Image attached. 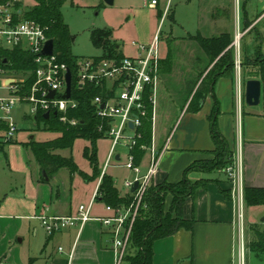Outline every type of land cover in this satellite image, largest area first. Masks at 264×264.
Returning a JSON list of instances; mask_svg holds the SVG:
<instances>
[{
	"label": "crops",
	"instance_id": "1",
	"mask_svg": "<svg viewBox=\"0 0 264 264\" xmlns=\"http://www.w3.org/2000/svg\"><path fill=\"white\" fill-rule=\"evenodd\" d=\"M253 2L255 5L251 14L250 7ZM167 3L168 0H159L157 8L149 9L164 12ZM241 5L244 11V23L241 28L238 26L235 28L231 0H199V20L203 19V12L207 14L204 17L205 26H201L199 35L204 38L219 37L223 34L232 35L236 66L240 64L236 67L233 77H221L218 80L215 93L221 107L219 117L221 131L234 152L235 165L241 170L242 194L239 188L235 189L233 182L224 171L195 172L204 175L201 179H208L211 182L205 189L199 191L196 200L189 198L186 201L184 216L186 219L195 217L194 230L191 232L180 230L169 238L157 241L154 246L153 264H264V254L254 253L249 247L250 243L257 240L254 227H262L264 223V206L248 207L244 201L246 187H264V107L262 103L257 107L246 104V83L249 80L259 79L245 75V71L241 68L245 58L253 59L259 52L264 54V0H244ZM171 7L173 8L172 4H170ZM173 14L171 21L175 20L174 9ZM207 30L216 34L207 36L205 34ZM167 35L176 38L172 33L165 34V38ZM113 39L117 41L114 37ZM168 41L167 44H169ZM134 43L143 44L132 41L130 45H127L132 51L129 55L124 53L125 45H119L124 56L138 55V48ZM167 54L162 56V60L167 57ZM207 65L208 57L199 47V71L201 69L204 71ZM213 66L214 64L209 66L199 78V86ZM247 71L250 72V69ZM165 75L161 74V88L159 87L158 90L156 120L153 127L156 147L163 154L152 185L179 182L186 168L195 161L213 159V156L209 154L214 150V144L208 120L213 108V99L209 96L202 110L194 114L187 111L190 104L187 97L183 111L189 114L188 122L172 136L173 129L165 119L161 121L160 115L162 113L161 89ZM1 93L6 94V92ZM23 118L24 120L31 118L35 122L34 116L27 113L23 114ZM3 125L5 124L3 123L1 127ZM21 134H23L22 131L19 132L13 144L4 145V150L0 152V263L7 261L9 264H24L15 243L17 240L22 245L26 235L38 238L41 231L45 232L38 219L39 216L42 214L69 216L74 214L80 205L85 204L84 201L80 203L73 200L74 175H71L69 187L61 178L60 171L46 181L37 162L35 169L29 162L20 166L19 176L22 177L20 181L10 180L7 184L3 183L2 175L6 172L13 173L12 169L6 170L3 158L6 159L7 166L10 168L13 162L9 161L7 153L18 149L17 145L22 143L18 142ZM27 135V142L35 139L34 135L28 133ZM124 153L127 159V149ZM116 159L113 169L125 168L124 164L127 161H124L122 153L117 152ZM149 164V154H147L141 165L143 174L148 172ZM131 175L126 178L124 189H118L122 196L132 193L125 187L127 181L135 178L134 173L131 172ZM99 181L97 180L94 188L88 192L87 203L91 201ZM85 183L88 184L87 181ZM223 193H227L230 198L228 199ZM106 207L97 201L92 215L101 218L110 217L111 213L106 210ZM106 233L107 229L99 221L87 223L79 237L77 229H68L54 236L46 233L48 242L59 236L61 240L67 239L70 243L67 252L50 258L46 264H115V254ZM21 236L23 238L19 239L18 237ZM38 259V257L30 258L28 264H37Z\"/></svg>",
	"mask_w": 264,
	"mask_h": 264
},
{
	"label": "trees",
	"instance_id": "2",
	"mask_svg": "<svg viewBox=\"0 0 264 264\" xmlns=\"http://www.w3.org/2000/svg\"><path fill=\"white\" fill-rule=\"evenodd\" d=\"M31 2L35 5L31 6ZM27 4L30 6L26 8L24 18L36 21L43 27L48 28L47 36L55 43V54L59 62L66 64L70 69L73 76L72 99L78 105L75 109H70L65 115L66 122L61 121L63 117L61 113L52 112L49 118H46V113L39 111L35 116V122L44 126V132L55 133L58 137L47 142L31 140L24 144V147L31 149L41 171H45L49 179L60 170L67 169L71 175L78 173L86 181L99 180L102 170L98 169L97 142L108 139V127L107 122L98 116L94 99L105 91L93 84H86L83 87L78 84V65L81 58L72 54L74 38L64 22L61 12L64 1L27 0ZM162 17L163 11L159 10L160 20ZM193 40L208 57L206 69L213 64L214 66L198 87L187 111L194 114L199 113L207 98L210 96L213 99V108L208 119L214 144V150L209 154L213 156V159L195 161L186 168L183 178L179 182H164L152 185L149 188L132 228L130 245L124 257L125 264H153L154 246L157 241L169 238L180 230L190 232L194 230L195 217L186 219L184 216L186 201L189 198L196 200L199 191L205 189L211 181L208 179L193 181L189 178L190 173L199 171L203 173L225 172L228 167L234 165V152L220 128L221 107L215 93V86L221 77H233L235 74L237 67L235 48L232 47L234 38L230 34L204 38L197 33ZM91 42L94 48L100 52L99 56L91 57L96 63L109 59L121 61L126 57L120 50L118 42L113 39V31L109 28L94 29L91 32ZM0 55L2 67L8 72L9 76L20 82L21 94H29L37 81V65L34 62V57L21 49L1 51ZM165 68H167V71ZM241 68L245 71V75L257 77L261 81L262 105L264 107V54L259 52L253 59L245 58L241 63ZM248 69H250V72L247 71ZM171 71L172 49L169 43L167 57L161 60L160 63V74H165V72L170 74ZM196 86L197 83L193 87ZM193 90H190L189 97ZM151 95L149 90L145 100L149 116L144 119L143 127L140 130L143 138L132 150L136 166H141L148 154L141 147L150 146L153 138ZM70 121H77V124L73 126ZM100 127H103V129L100 130ZM3 128H6L5 125H3ZM79 139L86 140L91 145V148H85L84 157L94 168L93 179L79 170L73 157L66 158L55 153L57 151L72 150L75 142ZM3 150L4 144L0 143V152ZM223 194L228 199L230 198L227 193ZM169 198L171 200L167 208ZM133 199L134 195L132 193L121 195L112 176L106 173L102 177L98 202L118 209L128 208ZM244 201L248 207L264 206V187H246L244 189ZM254 229L257 240L250 243V250L257 254H264V223L262 227L256 226Z\"/></svg>",
	"mask_w": 264,
	"mask_h": 264
},
{
	"label": "built area",
	"instance_id": "3",
	"mask_svg": "<svg viewBox=\"0 0 264 264\" xmlns=\"http://www.w3.org/2000/svg\"><path fill=\"white\" fill-rule=\"evenodd\" d=\"M159 0H150L149 8H157ZM27 8V0H0V52L21 49L34 57L37 65V81L29 94L22 95L20 82L9 76L2 67L0 55V113L9 115L17 104L27 103L32 107L31 113L35 116L39 111L44 113H61V121L66 122V114L70 109L77 107V102L66 95V76L68 66L60 63L55 52L54 55L43 56L42 52L46 42L50 39L47 36V27H43L33 20L24 18ZM170 10V0L164 9L159 28L154 39L149 44H135L138 48V55L125 57L121 61L115 59L103 60L96 63L92 58H84L79 61L78 84L83 87L86 84H93L100 87L103 92L94 99L97 106L98 116L107 122L108 140L111 141L106 164L102 170L99 185L87 205H80L77 211L69 216H57L42 214L38 217L45 232L49 236L62 233L68 229H77L78 237L87 223L99 221L107 229L110 247L115 254V264H123L124 257L130 245L132 228L139 214L144 197L153 184L162 152L157 149L154 136L150 146H142L149 154V169L143 174L141 166L135 165V158L132 150L143 138L141 129L144 119L149 116L146 105V96L151 92L150 103L152 106L151 121L152 127L156 120L157 95L161 82L160 63L162 60L160 43L162 38V24L167 19ZM240 64L237 66L239 67ZM72 74V73H71ZM73 84V76H72ZM51 91H55L54 98H50ZM103 106V108H102ZM6 125L4 130L0 129V143L10 145L19 132L16 123L10 118L0 117V126ZM75 126L77 121H70ZM133 125V128L130 127ZM103 127H100L102 130ZM118 148L127 149V162L124 167L134 173L135 178L125 183V187L133 190L135 183L139 186L132 191L134 199L128 207L114 209L110 206L106 210L111 213L110 217H94L92 210L99 197V187L102 177L111 163L117 162L116 155ZM227 177L233 182L235 189H241V170L234 165L225 170ZM242 194V193H241ZM240 194V195H241ZM242 197V195H241ZM63 252V248H59ZM0 264H9L2 261Z\"/></svg>",
	"mask_w": 264,
	"mask_h": 264
},
{
	"label": "rangeland",
	"instance_id": "4",
	"mask_svg": "<svg viewBox=\"0 0 264 264\" xmlns=\"http://www.w3.org/2000/svg\"><path fill=\"white\" fill-rule=\"evenodd\" d=\"M64 4L61 9L65 24L68 26L74 42L72 44V54L78 58H91L99 55V51L94 48L91 42V32L94 29L109 28L113 31V37L118 41V44L125 45L124 53L129 55L131 49L127 47L132 41L139 43L149 44L160 25L159 10H151L148 7L150 0H114L113 5H108L105 0H63ZM244 0H231V12L233 15V22L235 28H241L244 23V11L242 3ZM237 2V3H236ZM171 7L167 19L163 21L161 32L162 39L160 43L161 55L165 56L168 52V43L171 44L172 49V71L171 73L165 72L164 81L162 83V102H161V121L165 119L168 125L173 129L172 136L179 130L180 127L188 122L186 111H183L185 99L189 97L190 90L193 93L188 99V103L192 101L198 87L199 78L204 71H199V46L193 37L199 33L201 26H205L206 20L204 19L207 14L202 13L203 19L199 20V0H171ZM35 3L31 2V6ZM250 5V4H249ZM254 2L251 3V14H253ZM30 5L27 4V7ZM175 11V20L171 21ZM164 14V12H163ZM227 25V24H226ZM209 32V33H208ZM172 33L176 38L171 35L165 34ZM207 36L215 35L206 31ZM148 41H150L148 43ZM264 46V45H263ZM167 71V68H165ZM197 83V86H193ZM160 87V86H159ZM161 88V87H160ZM2 93L0 92V95ZM32 107L30 104L23 103L17 104L9 115H2L0 117L10 118L16 123L19 132L22 131L18 142L20 143L18 149L12 153H7L9 161L13 162L10 168L7 166L6 159L3 158L4 167L7 171L12 169L13 173L7 172L2 175V181L7 184L10 180H19L20 166L23 163L29 162L33 169L36 168V160L30 148L24 147L22 144H27L28 134L34 135L36 142H47L54 140L58 137L57 134L51 132H44V126L38 125L31 118L24 120L23 114L27 113L32 116ZM41 127V128H40ZM3 127L0 126L2 130ZM17 132L14 142L17 140ZM31 141V140H30ZM111 141L108 139L99 140L97 142V161L98 169L103 170L108 154L111 150ZM24 147V149L22 148ZM91 145L88 141L79 139L75 142L72 150L57 151L63 157H73L79 170L84 172L89 178L94 177V168L90 162L84 157V150ZM125 149L118 148L117 152L122 153L124 161ZM11 163V162H10ZM114 162L106 170L107 174L112 175L116 186L119 190L124 189V182L126 178L131 177V172L126 168L113 169ZM11 171V172H12ZM16 172V173H14ZM61 178L64 183L69 187L71 184V173L67 169L60 170ZM203 174L195 172L190 173L189 178L193 181L201 179ZM73 190L74 202L84 201L87 205L88 192L94 188L97 180L87 181L78 173L73 177ZM20 181V180H19ZM53 185L55 183H52ZM170 198L167 202V208L170 205ZM83 202V203H84ZM81 203V202H80ZM251 214V213H250ZM22 239L23 237H18ZM25 241L21 245L17 242L15 246L19 249L20 259L22 263L28 264L30 258L38 257L37 264H46L50 258L58 257L60 254L67 252L70 247L67 239L61 240L56 236L50 242L47 241V234L44 231L40 232V236L35 238L32 235H26ZM48 242V243H47ZM63 248V252L59 253V248ZM42 254V255H41ZM42 256V257H41ZM36 263V261H35ZM72 264V263H71ZM125 264V263H123Z\"/></svg>",
	"mask_w": 264,
	"mask_h": 264
},
{
	"label": "water",
	"instance_id": "5",
	"mask_svg": "<svg viewBox=\"0 0 264 264\" xmlns=\"http://www.w3.org/2000/svg\"><path fill=\"white\" fill-rule=\"evenodd\" d=\"M105 2L108 5H113L114 0H105ZM55 52V43L53 40H49L46 42V45L44 47V50L42 52L43 56H53ZM66 84H67V89H66V95L65 97L67 99L71 98V94H72V74L71 71L68 70L67 72V76H66ZM55 91H51L49 94L50 98H54L55 96ZM245 102L248 106L250 107H257L259 105H261L262 103V83L259 80H249L246 83V88H245ZM103 108V106H102ZM51 114L50 113H46L45 117L49 118ZM130 127L133 128V125L130 124ZM33 139V137H32ZM42 176L44 178V180L48 181L49 177L47 176L46 172L43 171L42 172ZM139 184L138 182L135 183V186L133 188L132 191H135L138 188Z\"/></svg>",
	"mask_w": 264,
	"mask_h": 264
}]
</instances>
